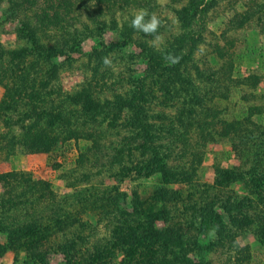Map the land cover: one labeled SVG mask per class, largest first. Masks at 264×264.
Here are the masks:
<instances>
[{"label": "trees", "instance_id": "16d2710c", "mask_svg": "<svg viewBox=\"0 0 264 264\" xmlns=\"http://www.w3.org/2000/svg\"><path fill=\"white\" fill-rule=\"evenodd\" d=\"M218 1L187 0L176 9L180 33L158 51L150 46L151 37L130 27L132 16L120 26L114 20L116 12L121 13L127 8L153 9V0H0V4H6L15 12L14 17L17 11L25 15L17 29V37L24 44L9 52L11 61L7 69L0 72L2 81L16 78L12 85L8 82V90L5 88L0 116L6 117L10 103L16 98V104L20 100L26 107L31 106L30 110L36 112L37 109L38 120L45 114L49 118V124L44 128L36 122L29 126L18 142L24 152L51 154L59 143L58 137L51 132L57 127L69 126L73 119H80L88 125L86 129L66 131L69 135L66 139L73 138L75 143L80 140L90 142L84 151L79 148L77 164L93 159L95 166L105 167L103 173L112 172L113 175L109 174L117 180L128 175L133 178L155 176L160 185L148 198L142 197L136 189L130 194L114 189L111 190L113 195L87 190L86 197L77 199L78 209L71 215L65 208H53L52 200L49 205L48 197L53 196L47 194V183L32 179L30 172L1 174L0 234L6 237V244L0 245V256L5 251L22 250L42 261L44 243L53 234H62L70 227L81 225L84 221L81 222L79 217L85 215L110 224L108 243L95 244L86 254L79 255L75 247L77 240H70L59 248L63 254L62 264H247L251 260L249 246L239 244L237 233L249 225L252 217L261 226L264 237V130L257 131L253 121L254 116L264 111L256 105L258 97L253 93L258 77L236 78L230 63H225L227 71L223 69L221 76L229 92L242 91L243 115L239 117L235 113L227 119L221 112L216 115L213 108L205 107L213 103L215 97L206 90L203 72L194 60V53L202 41L208 12ZM93 9L100 11V18L109 15L110 22L93 20V27L83 24L77 28L81 11L90 13ZM101 11L108 14L102 15ZM249 18L242 15L237 27ZM49 34L55 38L47 44L43 35ZM86 40L94 41L88 53V59L94 63L92 78L68 100L79 108L53 116L55 103L52 96L56 90L49 88V84L56 69L53 66L37 69V65L60 57L70 61L71 55L81 52ZM127 46H132L135 52H125L122 47ZM5 53L0 45V60ZM112 53H119V59L127 61L130 74L122 82L117 77L114 79L102 63V58ZM167 53L181 57L179 63L166 64L163 55ZM136 63L140 72L138 67L131 69ZM124 87L122 93L115 92ZM109 90L112 99H101L100 95ZM171 108H177L174 115L164 111ZM126 110L129 112L127 117L124 116ZM121 118H125L123 123L117 125ZM107 120L112 128L120 127L126 132L119 145H110L109 131L90 127ZM189 131L196 134L192 144L189 143ZM217 139L230 143L242 169L236 172L216 167L218 181L214 190L219 192L221 187L243 182L251 198L221 191L223 196L213 193L212 197L203 196V200L196 201L172 187L174 184L189 186L193 194L197 187L193 178L201 165L203 148ZM12 146L1 139L0 155L6 154L7 158L13 153L12 149L9 151ZM109 149L110 154L106 152ZM170 159L178 160L179 165L170 166ZM114 166L117 171L113 170ZM83 177L89 180L90 176L85 174ZM32 204L41 207L38 215L35 216L33 211V218L28 219L27 211ZM255 204H261L262 210L256 212ZM20 212L25 219L22 217L24 220L19 222ZM117 253L122 254L120 260Z\"/></svg>", "mask_w": 264, "mask_h": 264}, {"label": "rangeland", "instance_id": "374dc122", "mask_svg": "<svg viewBox=\"0 0 264 264\" xmlns=\"http://www.w3.org/2000/svg\"><path fill=\"white\" fill-rule=\"evenodd\" d=\"M153 1L154 7L150 5L153 9H149L148 7H143V9H147L150 13H155L163 22L160 32L163 34L165 45L180 33L175 10L185 5L187 0ZM141 8H127L126 11H122L121 13L116 12L114 20L120 26L124 20L129 21L130 16L133 17L136 11ZM101 12L102 15L108 14L103 13L106 11ZM16 14L17 16L14 17V11L10 10L6 4H0V45L6 52L2 60H0V72L3 69H7V65L11 61L9 52L18 49L24 44V41L17 37V29L20 28V22L23 21L25 15L21 11H17ZM98 15H100L98 9H93L90 13L82 10L80 22L76 24V27L81 28L83 24L93 27V20L99 19H102V22L107 24L110 22L109 15L103 18H100ZM242 15H248L250 18L241 27H237V22ZM108 29L109 27L107 26L106 30ZM108 34H111V32H108ZM51 35H43V41L50 44L55 38ZM93 45V40L84 41L81 52L71 55L70 61L60 57L52 62H43L37 65V69L45 70L52 66L56 69L54 77L49 84V88H52L53 91L56 90V94L52 96L55 103V108L51 112L53 116H56V113L59 112L62 113L72 108H79V106L71 105L68 100L72 94L77 93L85 87L92 78L94 63L88 59V53L91 51ZM122 48H124L125 52H135L132 46ZM119 55V53H112L109 56L113 67H108V69L114 75V79L117 77L122 82L127 79L130 73L127 71V61L120 60ZM194 60L203 72V82L207 86L206 90L209 92V95L215 97L213 103L210 102L205 105L207 109L213 108L216 111V115L221 112V116L227 119H230L235 113L239 117L243 115L244 110L242 111V109H244L245 105L240 98L243 94L242 91L233 90L229 92V88L227 89L223 76H221L222 71H224L223 69L227 71V66L224 67L225 63H230L233 65L232 72L234 77L240 78L248 75H256L258 77V85L253 93L258 97L256 105L264 111V0H219L217 5L208 12L206 28L202 34V41L197 45ZM135 67H138V72H140L138 63L134 66L132 65L131 69ZM137 74L140 76V73ZM31 77H34V75H31ZM15 81V77L4 81L0 79V103L5 99V88L9 89L8 82L10 86ZM125 89L126 87L118 88L115 92L122 93ZM247 91L245 90V92ZM100 97L101 99H112L111 91L104 92ZM16 101L17 99L13 98L6 117L2 118L0 116V140L3 139L8 146L14 145L12 148L9 147V151L12 149L13 153L7 158H5L6 154L0 155V175L13 171L30 172L32 179L47 183V194L51 193L53 196L50 199L49 195L48 201L49 205L51 200L53 201L51 203L53 208H65L69 214L73 215L75 214V210L78 209L77 199L86 197L87 190L97 193L106 191L107 193L110 192V195H113L112 191L114 189L126 191L129 194L132 189H136L142 197L148 198L152 195L155 188L160 186L155 176L133 178V176L128 175L117 180L111 176L114 173L109 172L111 175L103 173L105 172V167L95 166L93 159L82 165L77 164L76 159L79 148L84 151L90 145V142L80 140L75 143L73 138L66 139L69 136L66 131L75 128L77 130L86 129L88 125L80 119H73L69 122V126H60L55 128L54 132H51V134L59 139V143L51 154L24 152L18 142H21L20 140L25 135L29 126L36 122L37 126L44 128L49 124V118L45 114L42 119L38 120L35 116L37 109L34 112L30 110L31 106L30 108L26 107L20 100L16 104ZM157 109L163 112L162 108L158 107ZM176 109L171 108L164 111L170 115H174ZM128 114L129 112L126 110L124 116L127 117ZM124 119L121 118L117 125H121ZM253 121L257 131L264 130V113L254 116ZM90 127L93 130L96 128L95 130L109 131L107 139L111 146L119 145L122 137L126 135V132L122 128L116 127L114 129L109 126L108 120L101 125ZM188 138L190 139L189 143L192 144L196 140V134L194 135L193 132L190 133L189 131ZM203 151L201 165L197 168L196 175L193 178L194 184L197 185V187H194L196 190H194L193 194L190 192L189 186L174 184L172 185L174 189L182 191L185 197L191 198L192 196L196 201L203 200V196L212 197L213 193L218 194L221 191L229 194L235 193L243 197H252L249 189L243 182L229 184L224 189L221 187L219 192L217 189L214 190V186H217L216 183L218 181L216 167L236 172L242 169H240L237 154L232 151L230 143L227 140H214L206 144ZM106 152L110 154L111 150L109 149ZM177 161L175 159L173 162V159H170L169 165L177 167L179 165ZM113 168V170L117 171V166ZM85 174L90 176L89 180L84 179L83 175ZM190 193L191 195H189ZM1 195H3V188L0 183V197ZM220 196L223 195L220 194ZM253 198L257 202V198ZM69 204L70 206H68ZM49 205L47 202L45 203V206L48 207ZM255 206L254 210L256 212L261 211L263 208L261 204H255ZM40 207L32 204V207L27 211L26 218L32 219L33 211H35V216L38 215L37 212ZM18 217L17 221L19 222L25 219L21 212ZM250 218L249 225L241 230L239 229L237 241L241 246L247 245L250 248L251 260L247 264H264V237L260 232L261 226L254 218ZM79 219L81 222L84 221L81 225L70 227L62 234H53L50 240L44 243L42 247V251L45 253L44 260H35L29 253L22 250L5 251L0 256V264H62L63 254L59 248L70 240H77L75 247L80 252L79 255L82 253L86 254V251H89L95 244L103 245L104 243H108L110 224L105 220L96 221L87 218L85 215L79 217ZM4 244H6V237L0 234V245ZM73 252L76 253V257H79L77 252ZM117 257L120 260L122 254L117 253Z\"/></svg>", "mask_w": 264, "mask_h": 264}, {"label": "clouds", "instance_id": "9594fccd", "mask_svg": "<svg viewBox=\"0 0 264 264\" xmlns=\"http://www.w3.org/2000/svg\"><path fill=\"white\" fill-rule=\"evenodd\" d=\"M130 27L136 32L151 37L152 39L149 41L150 46L158 51H162L164 37L160 29L163 27V22L155 13H150L147 9L143 8L138 9L131 19ZM163 59L166 64L173 66L179 63L181 57L167 53L163 55ZM102 63L105 67H113L112 60L107 56L102 58Z\"/></svg>", "mask_w": 264, "mask_h": 264}]
</instances>
